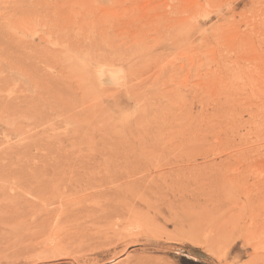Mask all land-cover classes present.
Masks as SVG:
<instances>
[{"label":"rangeland","instance_id":"rangeland-1","mask_svg":"<svg viewBox=\"0 0 264 264\" xmlns=\"http://www.w3.org/2000/svg\"><path fill=\"white\" fill-rule=\"evenodd\" d=\"M256 57L264 72V0H0V105L49 92L41 127L0 120V205L28 208L0 223V264H264V81L254 94L233 76L260 132L225 151L184 130L199 60L234 71ZM101 63L122 67L126 86L99 87ZM44 179L70 201L63 219L33 214Z\"/></svg>","mask_w":264,"mask_h":264},{"label":"bare ground","instance_id":"bare-ground-1","mask_svg":"<svg viewBox=\"0 0 264 264\" xmlns=\"http://www.w3.org/2000/svg\"><path fill=\"white\" fill-rule=\"evenodd\" d=\"M256 53L258 54L259 52L257 51ZM257 61L258 57H256L255 66H253L251 58L249 60L250 63H248L247 66L239 65V63L241 64L244 62L243 60L233 62L234 71H231L228 65H225L226 67H224L220 62L217 63L215 61L217 70L212 71V67L210 65L211 63L209 61H207L208 67L206 66L205 69L203 60H199L196 71V83L193 86L196 112L194 114V119H192L191 122L185 119L186 123L184 125V130L193 131L189 133L190 135H188V141L194 146H214L226 151L231 145V139L235 134H239L241 131L252 128L260 132L259 130L262 129L260 128V125L263 120L260 116H258V112L256 111L257 108H249V111H247L249 119L245 118V106L248 104L245 102V88L243 89L242 87H238L233 79V76H235L237 80H239L241 78L240 76L245 74V77L250 81V90L254 94H257L260 82L264 81V78L261 79V76L264 75V72L262 71L263 69L260 68ZM251 64L252 66H250ZM34 86V90L29 91L26 95L23 94V96H18L13 100L2 102L5 105H0V109L2 110L0 120L9 119L10 121H13L15 119L24 118L32 121V123L28 126L34 128L41 127L44 122L49 120V113L47 110L48 107L46 106L48 98L45 96L49 92L42 87L37 85ZM236 96L238 97L234 98ZM60 107V110L57 109V113H65V111L68 110V105L65 106L64 104H61ZM17 123L19 124L20 121L16 122V124ZM69 142L74 145L75 137L73 136L69 139ZM258 142L259 139L253 144L256 145ZM42 143L43 141L39 140L35 142V145L41 146L43 145ZM117 154L119 153L115 149L106 154H101L104 163L108 165L109 169L116 167V161L118 160ZM205 156H207V154H205ZM227 158L228 160L242 159L241 156H238L235 153H230ZM100 160L101 159H96L92 156H83L79 162L85 169H94L97 166H101ZM76 166L77 165H74L73 168ZM124 170L127 174H130V177L139 173V169L136 167H128V165L124 167ZM53 177H56L61 181L65 179L64 175L60 173L53 174ZM51 180L52 179H44L41 183L37 182V186H34L33 189L30 190L31 193L35 191L34 195L38 199L34 206V215L41 212L40 217L44 216L45 213H48L49 215L56 213L61 216V212L59 210L66 212L69 208L68 204L70 201L64 198L62 196L63 194L56 192L57 189H55L53 185L49 184ZM38 203H44V206L46 207L45 210L41 208ZM17 205L20 206L17 209L19 212H27L28 208L26 206L17 203H14L13 205H0V223L2 221H6L7 217L10 218L11 214L18 212L15 209L17 208ZM54 206H56V209H47L48 207ZM27 214L30 215V213Z\"/></svg>","mask_w":264,"mask_h":264},{"label":"clouds","instance_id":"clouds-1","mask_svg":"<svg viewBox=\"0 0 264 264\" xmlns=\"http://www.w3.org/2000/svg\"><path fill=\"white\" fill-rule=\"evenodd\" d=\"M96 80L99 87L111 86L113 88H123L127 84V75L122 67L117 65L97 64L95 67ZM135 108V106H134Z\"/></svg>","mask_w":264,"mask_h":264}]
</instances>
